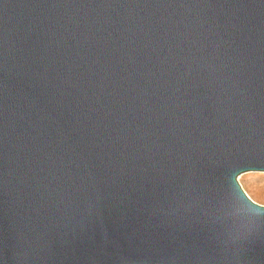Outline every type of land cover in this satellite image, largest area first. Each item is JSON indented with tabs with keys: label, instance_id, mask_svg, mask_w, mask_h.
<instances>
[{
	"label": "water",
	"instance_id": "95a60500",
	"mask_svg": "<svg viewBox=\"0 0 264 264\" xmlns=\"http://www.w3.org/2000/svg\"><path fill=\"white\" fill-rule=\"evenodd\" d=\"M264 0H0V264H264Z\"/></svg>",
	"mask_w": 264,
	"mask_h": 264
},
{
	"label": "rangeland",
	"instance_id": "374dc122",
	"mask_svg": "<svg viewBox=\"0 0 264 264\" xmlns=\"http://www.w3.org/2000/svg\"><path fill=\"white\" fill-rule=\"evenodd\" d=\"M246 195L257 205L264 207V173H247L239 178Z\"/></svg>",
	"mask_w": 264,
	"mask_h": 264
}]
</instances>
